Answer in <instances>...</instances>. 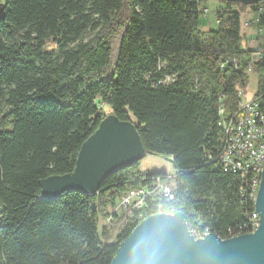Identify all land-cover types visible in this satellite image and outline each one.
<instances>
[{
  "label": "trees",
  "instance_id": "1",
  "mask_svg": "<svg viewBox=\"0 0 264 264\" xmlns=\"http://www.w3.org/2000/svg\"><path fill=\"white\" fill-rule=\"evenodd\" d=\"M219 3L217 29L201 31L192 0H0V264H111L158 211L181 212L190 231L223 239L248 228L253 204L239 174L208 159L220 146V103L236 113L248 77L218 68L221 58L242 57L238 11L246 7ZM98 104L133 122L146 154L170 156L175 171L171 198L153 193L117 216L123 224L111 242L101 239L100 215L166 174L142 173L138 162L95 195L70 191L57 200L39 186L73 170L106 116Z\"/></svg>",
  "mask_w": 264,
  "mask_h": 264
},
{
  "label": "water",
  "instance_id": "2",
  "mask_svg": "<svg viewBox=\"0 0 264 264\" xmlns=\"http://www.w3.org/2000/svg\"><path fill=\"white\" fill-rule=\"evenodd\" d=\"M216 1L247 6L261 0ZM4 7L0 6V21ZM145 155L136 125L110 113L82 143L71 172L39 181L41 194L46 200H57L70 191L95 195L105 179ZM254 205L258 228L224 240L211 233L195 239L181 212L155 213L121 242L111 264H264V166Z\"/></svg>",
  "mask_w": 264,
  "mask_h": 264
},
{
  "label": "built area",
  "instance_id": "3",
  "mask_svg": "<svg viewBox=\"0 0 264 264\" xmlns=\"http://www.w3.org/2000/svg\"><path fill=\"white\" fill-rule=\"evenodd\" d=\"M192 1L200 4L201 15L207 17L210 12L204 5L205 0ZM218 12H221V9L214 12L216 17ZM238 13L242 39H245V44L241 45L242 57L221 58L218 61V68L220 71L231 68L236 72L249 74L258 63L264 62V0L246 6ZM238 97L241 104L234 114H227L220 103L218 121V126L221 129V136L218 140L220 146L214 159L208 155V159L224 172L239 174L241 178L240 192L241 194L246 193L253 204V211L245 214L248 228L239 227L235 234L231 235L232 237H235L236 234L238 236L241 231H246V234L253 233L258 228L259 215L255 212L254 204L264 166V88L260 91L257 90L248 100H243V93L239 89ZM98 107L99 109L103 108V104H98ZM172 179L171 176L165 178L155 176L149 188L140 187L128 191L118 199V205L113 211L114 215H110L107 222L112 223L115 221V216L117 218V216L127 214L133 208L140 207L146 197L153 193H160L165 198H171L170 182ZM117 210H120L122 214L118 215ZM157 213L162 212L158 211ZM189 232L195 239L203 238L209 233L214 234L208 229L198 233L194 230H189Z\"/></svg>",
  "mask_w": 264,
  "mask_h": 264
},
{
  "label": "rangeland",
  "instance_id": "4",
  "mask_svg": "<svg viewBox=\"0 0 264 264\" xmlns=\"http://www.w3.org/2000/svg\"><path fill=\"white\" fill-rule=\"evenodd\" d=\"M204 5L208 8L209 14L207 17L202 15L199 18V28L201 31L215 30L217 29V22L214 12L218 10L221 6L216 0H205ZM242 43L245 44V39H242ZM264 79V68H254L247 77L246 83L243 87L239 89L243 93V100H248L252 94L258 89L259 81ZM102 112L106 115L110 114L111 108L109 105H105L102 109ZM138 169L142 173H163L166 176L173 177L175 174L174 168L170 161V156L166 155H157V154H146L143 159L138 163ZM172 181V180H171ZM118 205V200L116 201L114 207H109L106 210V215H100L99 217V232L101 234V239L103 242H111L119 229L121 228L123 221L122 219L115 218V221L112 223L107 222V218L110 215H114L113 211ZM118 215L122 214L120 210L116 211ZM123 218V217H122ZM106 229L108 235H102V231Z\"/></svg>",
  "mask_w": 264,
  "mask_h": 264
},
{
  "label": "crops",
  "instance_id": "5",
  "mask_svg": "<svg viewBox=\"0 0 264 264\" xmlns=\"http://www.w3.org/2000/svg\"><path fill=\"white\" fill-rule=\"evenodd\" d=\"M256 91H257V90H256ZM256 91H255L254 93H256ZM254 93L252 94V96L254 95ZM252 96H251V97H252ZM251 97H250V98H251ZM250 98H249V99H250Z\"/></svg>",
  "mask_w": 264,
  "mask_h": 264
},
{
  "label": "bare ground",
  "instance_id": "6",
  "mask_svg": "<svg viewBox=\"0 0 264 264\" xmlns=\"http://www.w3.org/2000/svg\"><path fill=\"white\" fill-rule=\"evenodd\" d=\"M244 40V39H243ZM258 90V89H257ZM258 91H260V90H258Z\"/></svg>",
  "mask_w": 264,
  "mask_h": 264
}]
</instances>
